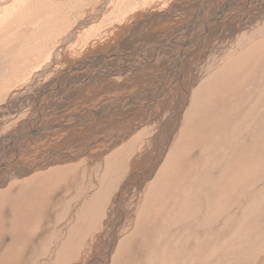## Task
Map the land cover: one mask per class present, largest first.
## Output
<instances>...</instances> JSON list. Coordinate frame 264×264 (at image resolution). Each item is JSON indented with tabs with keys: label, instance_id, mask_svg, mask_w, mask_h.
Returning a JSON list of instances; mask_svg holds the SVG:
<instances>
[{
	"label": "rangeland",
	"instance_id": "obj_1",
	"mask_svg": "<svg viewBox=\"0 0 264 264\" xmlns=\"http://www.w3.org/2000/svg\"><path fill=\"white\" fill-rule=\"evenodd\" d=\"M222 1L0 0V264H264V0ZM152 42L174 45L163 72L48 92L34 121L63 73L68 86ZM185 85L160 153L151 137Z\"/></svg>",
	"mask_w": 264,
	"mask_h": 264
},
{
	"label": "bare ground",
	"instance_id": "obj_2",
	"mask_svg": "<svg viewBox=\"0 0 264 264\" xmlns=\"http://www.w3.org/2000/svg\"><path fill=\"white\" fill-rule=\"evenodd\" d=\"M232 0H224V1H222L223 2V5L224 6H228L229 7V3L231 2ZM237 2H238V0H237ZM233 8V7H232ZM243 9H244V7H242ZM234 9V8H233ZM245 9H246V7H245ZM230 10V9H229ZM238 13V12H237ZM242 14H243V12H242ZM252 14V13H251ZM250 14V15H251ZM260 16H263L264 15V11H260V13H258ZM235 15V14H234ZM247 15H249V14H247ZM246 15V16H247ZM219 16V15H218ZM229 17V16H228ZM220 21V20H219ZM218 21V22H219ZM241 21V20H240ZM240 24V23H239ZM217 26V25H216ZM218 26H220V25H218ZM213 27V26H212ZM211 28V27H210ZM223 28V27H222ZM249 28V27H248ZM243 30V29H242ZM257 30V29H256ZM209 31V30H208ZM189 38V37H188ZM116 39V38H115ZM187 39V38H186ZM117 40L118 39H116V42H117ZM174 45H173V43H171V42H156V43H145V44H142V45H140V46H135L133 49H131L130 50V52H129V54H128V56H124V54L122 53V51L121 52H116V53H112V54H108L107 56H102V55H100V57H108L109 58V56L110 57H112L113 56V58L114 57H116V58H112L113 60H111V61H108L107 63V66L105 67V68H102V69H98V68H96V70H93L91 73H89V75L87 76V77H82L81 79H79L78 81H71L69 84H68V86H66L67 84L65 83V82H67L66 80L67 79H69V76H68V73L67 72H65V73H63L62 74V76H60V78L57 80L58 82H56V83H54V84H52V85H50V86H47V87H45L39 94H37L36 95V97H35V100H38V103H37V109H38V112H37V114H36V118H34V121H38L39 122V120H41V121H43L42 120V117H40V115H41V113H40V110H41V107H42V105H41V102H43V101H46L45 99H46V97H47V95H48V92H50L49 93V96H53L52 94H54L55 92H59V90H60V92L61 91H63L64 93H71V94H73V93H75L74 94V96L78 99H84V98H82L83 97V95H82V89L85 87V85L86 86H88L87 84L88 83H90V81H91V79L92 78H97V77H99V78H102V79H104V78H108V77H116V76H118L119 78H122L123 76H125L129 71H134V72H136V71H139V70H141V69H152V67H155V71L154 72H152L151 74H152V76L154 75V74H156V73H158L159 71H162L163 72V68L165 67V64H164V61H166V60H164V58H166V57H164L163 56V54L165 53V49L164 48H167V47H173ZM185 46V45H184ZM82 47V46H81ZM124 48H126L125 46H123V49ZM177 49V48H176ZM187 49V48H186ZM124 50H126V49H124ZM128 53V52H127ZM221 54V53H220ZM224 54H225V52H224ZM127 55V54H126ZM187 55V54H186ZM99 57V58H100ZM187 57V56H186ZM95 58V57H94ZM169 58V57H168ZM111 59V58H110ZM167 59V58H166ZM178 59V58H177ZM83 60V59H82ZM90 60H91V62H90ZM90 60H88L87 62L89 63L88 65H90V64H92L94 61H92V59H90ZM109 60V59H108ZM186 60V59H185ZM206 60V59H205ZM214 60V59H213ZM98 61V60H97ZM102 62H104V61H102ZM105 62H106V60H105ZM168 63H169V61H167ZM95 65V64H94ZM211 65V64H210ZM73 66V65H72ZM79 66V69H77V70H81L82 68H84V70H85V65H78ZM92 66V65H91ZM204 66V65H203ZM209 66V65H208ZM213 66V65H212ZM215 66V65H214ZM78 68V67H77ZM166 68V67H165ZM210 68V67H209ZM76 70V71H77ZM174 70H175V73H174V75H175V77L176 78H178V76H177V65L175 64V66H174ZM214 70V69H213ZM68 71H69V73H71L72 71H74L73 70V68L70 66L69 68H68ZM83 71V70H82ZM169 71V70H168ZM209 71V70H208ZM81 72V71H80ZM166 72V71H165ZM199 72V71H198ZM73 73V72H72ZM184 74H185V68H184ZM150 75V74H149ZM149 75H148V77H149ZM206 75V74H205ZM194 76V75H193ZM140 77H144V76H140ZM196 77V76H195ZM153 78V77H152ZM163 78V73L162 74H160V76H159V78H158V80L159 79H162ZM156 79V78H155ZM196 79V78H195ZM157 80V81H158ZM162 80H165V78H163ZM60 81V82H59ZM154 81V80H153ZM156 81V80H155ZM194 81V78L192 79V82ZM61 83V84H60ZM148 83H150V82H148ZM152 83V82H151ZM161 83V82H160ZM153 85V84H152ZM193 86L194 87V85H193V83L192 84H190V83H188V86ZM145 86V85H144ZM144 86H142V87H144ZM148 86V85H147ZM158 86V85H157ZM146 87V86H145ZM154 87L156 88V85L154 86L153 85V89H154ZM170 87V86H169ZM171 87H174V86H171ZM187 88L188 87H186V85L184 86V88L182 89V93L180 94V101L177 103V107L179 106V110H178V116L177 115H174V116H170V111H171V109H170V107L169 106H165V109L163 108L164 106H162L163 104H168L169 103V97H168V95H165L164 97H162L161 99H160V103H161V106H162V108H163V111L165 112V118H164V120L160 123V125H158V130H157V132H156V134L153 136L152 135V137H151V139H152V144H154V146H155V148L157 149V151L159 152V151H161L160 153H163L165 150H166V148L168 147V145H169V142H170V136L172 135V132L174 131V129H175V126H177L178 125V127H179V119H180V114H181V109H182V107H183V103H184V100H185V96H186V92H187ZM138 89H139V92H133V95H127V96H125V99H119V98H115L114 100H112L111 101V104H116V107H118V109H119V106H120V104H121V101H124L125 102V100L126 99H128V98H131V99H134L137 103H138V99H140L139 98V93H141V90L142 89H140V87H138ZM152 90V89H151ZM168 92H171V91H168ZM168 92H164V93H166V94H168ZM171 94V93H170ZM51 97H49V98H51ZM45 98V99H44ZM55 98V97H54ZM85 99H86V97H85ZM51 101V100H50ZM56 101V100H55ZM132 101V100H131ZM143 101V100H142ZM49 102V101H48ZM58 102V101H57ZM78 102V101H77ZM85 102H86V100H85ZM141 102V101H140ZM146 102V101H145ZM59 103V102H58ZM127 104H131V103H129V102H126ZM51 105H52V103H51ZM51 105H49V107L51 106ZM66 106H67V104H65ZM132 105V104H131ZM145 105V104H144ZM45 106V105H44ZM55 106V105H54ZM116 107H115V109H116ZM123 107H125V106H123ZM60 108V107H59ZM62 108V107H61ZM114 109V110H115ZM112 110V108L111 109H105V112L103 111V114H108L110 111ZM48 111V110H47ZM71 111V110H70ZM89 111V110H88ZM117 111V110H116ZM63 112V111H62ZM61 112V113H62ZM80 112V111H79ZM57 113V112H56ZM58 113H59V111H58ZM86 113V112H85ZM43 115V114H42ZM83 117H84V115H83ZM59 118V117H58ZM102 118V117H101ZM80 120V119H79ZM44 121H45V119H44ZM82 121H83V119H82ZM137 121V120H136ZM136 121H134V122H136ZM42 123V122H41ZM59 123H62V122H59ZM64 123H65V121H64ZM78 123V122H77ZM36 124V123H35ZM39 124V123H38ZM71 124V123H70ZM75 124H76V122H75ZM59 125V124H58ZM162 125V126H161ZM29 126V125H28ZM67 126V125H66ZM69 126V125H68ZM67 126V127H68ZM71 126V125H70ZM161 126V127H160ZM76 127V126H75ZM80 126L78 125V128H79ZM23 128V127H22ZM28 128V127H27ZM24 129V128H23ZM77 130V129H76ZM26 132V131H25ZM24 132V133H25ZM28 132V131H27ZM26 132V133H27ZM20 133V132H19ZM81 133V132H80ZM143 133V132H142ZM92 134V133H91ZM163 134H165V135H163ZM88 135V134H87ZM21 136V135H20ZM101 137H103V136H101ZM24 138V137H23ZM62 138V137H61ZM106 138V137H105ZM13 139V138H12ZM32 139V138H31ZM60 139V138H59ZM104 140V139H103ZM18 142V140L17 139H15V141H14V144L16 145V143ZM28 142V141H27ZM113 142H114V139L110 142V143H108V142H105V144L106 143H108V144H106V145H103V146H109V144L111 145V144H113ZM56 144V143H55ZM60 144H61V142H60ZM66 144H67V142H66ZM103 144V143H102ZM58 145V144H57ZM62 145V144H61ZM65 145V144H64ZM63 145V146H64ZM62 146V147H63ZM144 146H145V143H144ZM65 147V146H64ZM3 148V147H2ZM67 148V147H66ZM103 148V147H102ZM13 149V148H12ZM11 149V150H12ZM20 149V148H19ZM59 149V148H58ZM57 149V150H58ZM70 149V148H69ZM68 149V150H69ZM98 149V148H97ZM104 149V148H103ZM10 150V151H11ZM15 150V149H14ZM44 151L45 150H43V153H44ZM51 151V150H50ZM61 151V150H60ZM83 151V150H82ZM85 151V150H84ZM88 151V150H87ZM104 152V151H103ZM48 153V152H47ZM55 153V152H54ZM65 153V152H64ZM81 153V152H80ZM99 153H101V152H99ZM57 154H59V152H57ZM62 154V153H61ZM67 154V153H66ZM65 154V155H66ZM40 155H42V154H40ZM39 154H38V156H40ZM56 155V154H55ZM103 155V154H102ZM43 156V155H42ZM62 156L64 157V155L62 154ZM84 156V155H83ZM45 157V156H44ZM68 157V156H67ZM11 158V157H10ZM9 158V159H10ZM46 158H47V156H46ZM78 158V157H77ZM6 159V158H5ZM61 159V158H60ZM159 157H157V162H160L161 160L159 159ZM8 160V159H7ZM54 161V160H53ZM77 161V160H76ZM93 161V160H92ZM154 161V160H153ZM55 162V161H54ZM59 161H57V163H58ZM2 163V162H1ZM93 163V162H92ZM156 163V162H155ZM31 164V163H30ZM97 164V163H96ZM105 164V163H104ZM39 166H41V167H44L43 166V164H42V162L41 161H39V164H38ZM37 165V166H38ZM61 165V164H60ZM153 165V164H152ZM155 165V164H154ZM29 166V165H28ZM32 167H33V164H32ZM31 167V168H32ZM35 168H36V166H34ZM48 167V166H47ZM61 167H62V165H61ZM156 167V166H155ZM24 168V167H23ZM44 168H46V167H44ZM57 168V167H56ZM19 169V168H18ZM25 170V169H24ZM29 170V169H28ZM52 170H53V168H52ZM148 170V169H147ZM20 171V170H19ZM31 171H33V170H31ZM34 171H36V170H34ZM33 171V172H34ZM28 173H30V171L28 172ZM55 173V172H54ZM135 174H136V171H135ZM19 175H21V174H19ZM28 175V174H27ZM134 175V174H133ZM137 175V174H136ZM34 177H33V179H35V180H39V179H41L42 180V174L40 173V172H38V173H35L34 175H33ZM6 177V176H5ZM28 177H30V176H28ZM54 177H58V176H54ZM51 178V177H50ZM53 179V181H55L54 180V178H52ZM32 180V179H31ZM133 180V179H132ZM139 180V179H138ZM6 181H9V180H6ZM50 181V180H49ZM130 182H132V181H130ZM38 184H40V183H38ZM55 185V184H54ZM38 186V185H37ZM131 186V185H130ZM123 187V186H122ZM13 188V187H12ZM33 190L34 191H31V192H33V195L32 196H30V193H29V196H25V198L23 199V204L25 205V206H23V207H25V211H27V210H30L31 209V207H33V206H35L36 205V200H35V197H36V195L39 193V190L38 189H36V188H33ZM37 190V191H36ZM129 191V190H128ZM137 191V190H136ZM121 192V191H120ZM41 193V192H40ZM3 194V193H2ZM21 195V194H20ZM128 196V195H127ZM22 197H24V196H22ZM22 197H20V198H22ZM118 196H116L114 199H113V201H112V203H113V205H117V204H119V200H118V198H117ZM18 202H19V200H17ZM123 202V201H122ZM120 203H121V201H120ZM18 204V203H17ZM17 204L15 203V206H17ZM112 205V206H113ZM21 207V206H20ZM22 209V208H21ZM113 209V208H112ZM112 209L110 210V211H112ZM114 209H115V207H114ZM116 210V209H115ZM24 211V210H23ZM24 211V212H25ZM120 211V210H119ZM22 212V211H21ZM20 212V213H21ZM113 212V211H112ZM118 213V212H117ZM112 214V213H111ZM119 214V220H118V224L119 223H121V221H122V217H124L123 215H122V212H120V213H118ZM17 216V215H16ZM25 216H26V221L25 222H27V224L29 225L32 221L34 222V220H36L35 218H36V213L34 212V210L33 211H30L29 213H27V214H25ZM109 217H112V216H109ZM9 219H10V217H9ZM22 219V218H21ZM12 220V219H11ZM114 221V220H113ZM23 222V221H22ZM32 222V223H33ZM12 223V222H11ZM116 224V223H115ZM27 225V226H28ZM114 228V227H113ZM120 228V227H119ZM21 229V228H20ZM115 229V228H114ZM116 230V229H115ZM114 230V231H115ZM112 231V230H111ZM110 231V232H111ZM18 232H20L19 230H18ZM21 233V232H20ZM63 234V233H62ZM110 234V233H109ZM21 238V237H20ZM112 238V237H111ZM116 238V234H114V237H113V240ZM19 239V238H18ZM17 239V240H18ZM110 240V239H109ZM14 241V240H13ZM21 241H22V238H21ZM112 245H114V243H113V241L111 242V244H110V247H109V249L107 250L108 252H107V254L111 251V246ZM8 246V245H7ZM16 247V246H15ZM8 248V247H7ZM18 248V247H17ZM106 251V250H105ZM106 253V252H105ZM17 255V254H16ZM102 258H104V257H102ZM106 258H108V255L106 256ZM103 261V260H102ZM12 264V263H11ZM99 264H101V260H100V263Z\"/></svg>",
	"mask_w": 264,
	"mask_h": 264
}]
</instances>
